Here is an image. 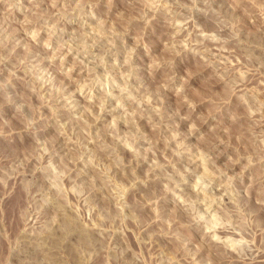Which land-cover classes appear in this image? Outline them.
Here are the masks:
<instances>
[{"label":"rangeland","instance_id":"374dc122","mask_svg":"<svg viewBox=\"0 0 264 264\" xmlns=\"http://www.w3.org/2000/svg\"><path fill=\"white\" fill-rule=\"evenodd\" d=\"M0 264H264V0H0Z\"/></svg>","mask_w":264,"mask_h":264},{"label":"bare ground","instance_id":"6f19581e","mask_svg":"<svg viewBox=\"0 0 264 264\" xmlns=\"http://www.w3.org/2000/svg\"><path fill=\"white\" fill-rule=\"evenodd\" d=\"M58 105H59V103H58Z\"/></svg>","mask_w":264,"mask_h":264}]
</instances>
